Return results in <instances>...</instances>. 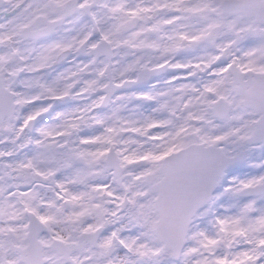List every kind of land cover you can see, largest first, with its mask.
Segmentation results:
<instances>
[{"label": "snow or ice", "instance_id": "1", "mask_svg": "<svg viewBox=\"0 0 264 264\" xmlns=\"http://www.w3.org/2000/svg\"><path fill=\"white\" fill-rule=\"evenodd\" d=\"M0 264H264V0H0Z\"/></svg>", "mask_w": 264, "mask_h": 264}]
</instances>
